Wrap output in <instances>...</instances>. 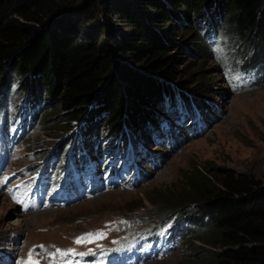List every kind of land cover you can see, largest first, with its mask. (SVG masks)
Segmentation results:
<instances>
[{
	"label": "trees",
	"instance_id": "obj_1",
	"mask_svg": "<svg viewBox=\"0 0 264 264\" xmlns=\"http://www.w3.org/2000/svg\"><path fill=\"white\" fill-rule=\"evenodd\" d=\"M102 11V22L87 24ZM179 19L196 33V54H207L209 35L225 33L238 44L235 53L245 68H264V0H0L1 112L22 101L14 108L32 123L48 107L42 123L59 117L54 135L67 128L76 135L63 143L62 154L106 142L141 150L160 113L172 119L168 104L203 112L204 124L207 105L196 93L182 92L184 79L171 84L176 69L168 52L176 45L172 32H180ZM167 125L164 139L170 131L178 140L189 137L188 128ZM181 177L178 198L171 186L145 196L156 221L149 234L170 223L168 244L173 237L203 236L208 247L193 253L191 264H264V183L250 173H217L206 165H191Z\"/></svg>",
	"mask_w": 264,
	"mask_h": 264
},
{
	"label": "rangeland",
	"instance_id": "obj_2",
	"mask_svg": "<svg viewBox=\"0 0 264 264\" xmlns=\"http://www.w3.org/2000/svg\"><path fill=\"white\" fill-rule=\"evenodd\" d=\"M106 16V11L96 13L87 24L96 25ZM184 25L185 22L179 19L177 26L180 32H172L176 45L168 55H174L170 64L176 69V76L171 84L176 85V81L184 79L186 86L181 88L182 92L193 96L196 93L198 96L195 97L201 98L209 108L207 121L200 123L203 118L201 111L183 115V110L177 106L170 108V112L176 115L173 119L176 124L168 123L175 128H188L190 133L189 137L178 140L170 131L172 136H167L166 140L161 138L167 131L162 120L165 119L163 116L167 121L170 118L161 112V122H155L150 128L148 145H142L145 152L140 154L141 157L136 152L134 155L129 152L125 157L129 162L133 160L134 166H140L143 174H140L142 177L139 175V179L132 169L124 174L126 181L122 186L113 185L88 196L76 193L67 201L47 199L46 192H33L31 197L54 202L48 207L40 206L41 209L21 208L15 203L19 200L13 194V185L22 175L29 178L36 173L54 143L63 146L65 136L72 135V128L54 135L53 123L59 117L42 123V115L49 112L48 107L41 110L40 117L39 114L35 116L31 126L23 128L22 121L10 120L16 112L14 106L19 107L22 101L10 104V117L0 114V123L4 125L0 127V140L10 143V132L16 130L20 134L13 141V157H10L8 166H4L6 171L0 179L15 177L0 188V261L10 257L17 262L31 260L38 264H74L69 263L73 252L87 255L100 248H112L115 242L129 241L145 232L151 222H156L148 214L154 204L146 201L145 196L150 195L154 187L171 186L176 193L173 198H178L182 194L177 190L183 182L181 176L191 165H206L217 173L227 170L250 173L264 183V74L261 73L264 68H245L241 57L235 53L238 44L232 40V35L225 33L208 40L206 55L196 54L191 45L196 33H192V28L185 29ZM118 28L123 27L119 25ZM145 154V163H139V159L144 161ZM112 156L119 157L117 153ZM120 159L117 161L119 164ZM69 169L72 178L80 174L78 170ZM132 171L134 177L131 176ZM23 194L25 197L29 195ZM48 196L51 197L50 194ZM169 227H172L170 223H166L160 230V236H164ZM195 237L198 234L182 240L173 237L168 249L146 251L134 264H191L193 253L208 247L203 236L199 235L198 240ZM78 238L83 242L76 243Z\"/></svg>",
	"mask_w": 264,
	"mask_h": 264
},
{
	"label": "snow or ice",
	"instance_id": "obj_3",
	"mask_svg": "<svg viewBox=\"0 0 264 264\" xmlns=\"http://www.w3.org/2000/svg\"><path fill=\"white\" fill-rule=\"evenodd\" d=\"M82 242H83V240L80 239V238H78L77 241H76V243H82Z\"/></svg>",
	"mask_w": 264,
	"mask_h": 264
},
{
	"label": "bare ground",
	"instance_id": "obj_4",
	"mask_svg": "<svg viewBox=\"0 0 264 264\" xmlns=\"http://www.w3.org/2000/svg\"><path fill=\"white\" fill-rule=\"evenodd\" d=\"M123 174H125V172H123Z\"/></svg>",
	"mask_w": 264,
	"mask_h": 264
}]
</instances>
